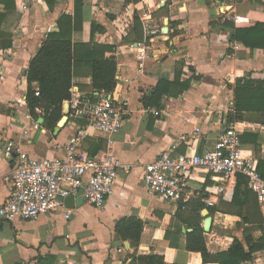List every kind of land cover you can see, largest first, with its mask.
<instances>
[{
  "label": "crops",
  "instance_id": "obj_1",
  "mask_svg": "<svg viewBox=\"0 0 264 264\" xmlns=\"http://www.w3.org/2000/svg\"><path fill=\"white\" fill-rule=\"evenodd\" d=\"M16 5L20 18L11 17L6 26L13 34L12 45L0 48V206L9 196L5 178L16 161V154H6V143L20 141L26 152L39 158L63 157L59 145L69 143L84 122L70 111L67 123L55 134L57 126L43 125V113H38V120L25 116L29 114V63L48 34L58 31V19L63 14L74 15L75 0H56L52 9L46 0H16ZM135 12L143 22L142 41L150 54L143 60L130 49L136 43ZM93 23L102 30L93 34ZM257 23H264V0H143L130 5L124 0H83V29L73 33V42L113 47L106 52V57L117 62L113 94L128 100L113 154L132 168L120 172L114 194L101 209L85 201L80 207H66L69 217L43 214L2 224L0 264H142L134 259L142 255H161L165 264H204L201 253L186 249V235L193 229L177 218L179 209L199 211L202 227L203 211L209 212L213 221L205 236L213 255L226 251L235 238L242 239L247 225L239 214L246 184L239 182V175L226 179L204 171L195 173L191 180L194 196L183 208L150 194L143 174L145 165L170 146H176V154L211 150L229 125L242 136L247 134L243 149L255 155L264 174V123L235 108L238 80H264V49L233 42L236 28ZM146 24L159 31L147 33ZM178 64L183 65L181 80H190V88L177 97L163 94L146 105L161 81H174ZM72 87L81 97L98 92L87 68L80 69ZM35 121L40 124L38 129ZM109 148L107 136L91 130L80 149L91 157L104 158ZM258 205L255 209L264 221V202L258 200ZM127 216L145 223L138 247L115 232L116 222ZM253 236L261 238L262 230ZM247 264H264V250Z\"/></svg>",
  "mask_w": 264,
  "mask_h": 264
},
{
  "label": "built area",
  "instance_id": "obj_2",
  "mask_svg": "<svg viewBox=\"0 0 264 264\" xmlns=\"http://www.w3.org/2000/svg\"><path fill=\"white\" fill-rule=\"evenodd\" d=\"M145 30L152 34L159 31L148 24ZM130 49L141 60L150 57L144 41L130 44ZM71 92V114L84 122L69 143L59 145L64 152L63 157L39 158L26 152L20 141L6 143V154H16V161L5 178L10 192L0 206V226L43 214L69 217L65 200L71 195H78L81 188L85 201L101 209L114 194L120 172L131 170L130 164H124L113 154L114 137L123 126L128 100L105 90L86 97L76 94L73 87ZM37 112L42 113L40 109ZM25 116L28 119L32 117L30 113ZM39 127L40 124L35 121L34 128ZM91 130L107 136L110 148L104 158L91 157L80 149ZM23 133L26 135L28 131ZM241 137L237 128L229 125L219 134L213 148L203 154H176V146L166 148L155 161L145 165V187L160 200L179 203L185 208L194 196L191 180L195 173L204 171L226 179L243 175L247 178L249 189L260 202H264V178L257 158L243 149Z\"/></svg>",
  "mask_w": 264,
  "mask_h": 264
},
{
  "label": "trees",
  "instance_id": "obj_3",
  "mask_svg": "<svg viewBox=\"0 0 264 264\" xmlns=\"http://www.w3.org/2000/svg\"><path fill=\"white\" fill-rule=\"evenodd\" d=\"M143 0H124L127 5L137 4ZM52 9L56 0H46ZM4 11L0 12V48L11 47L13 34L6 26L10 18L17 13L16 0H0ZM134 41L143 39V22L139 13L134 15ZM17 25V24H16ZM58 31L50 32L43 40L40 49L31 59L28 68L27 106L33 119L38 120L37 109L43 113L44 126L54 129L63 116V106L71 100L73 78L80 74V69L87 68L92 78L95 90H105L112 93L117 85V62L113 57H106V52L112 46L90 43H74L73 33L83 29V0H75L74 15L63 14L57 22ZM102 28L92 24V33ZM233 42H241L250 49H264V23H257L250 28H236ZM86 66V67H84ZM182 64H178L174 81L163 80L159 83L152 98L145 101L146 105L153 104L163 94L177 97L191 86L190 80H181ZM95 95V94H93ZM235 108L238 113H251L250 119L264 123V80H238L235 87ZM247 134L243 135L242 143L247 142ZM263 178L264 174L259 166ZM239 182L245 185L242 189L243 222L247 225L243 230V238H235L231 246L218 254H211L207 248L206 236L202 227V216L199 211H182L179 209L177 218L192 228L186 235V249L202 254L203 263L217 262L218 264H247L254 259L257 252L264 250V226L259 212L257 196L248 187L247 178L239 175ZM242 187V186H241ZM144 221L135 217H123L116 222L115 232L123 241H130L133 247H138L144 229ZM256 230H262L263 236L255 239ZM142 264H165L161 255L134 256Z\"/></svg>",
  "mask_w": 264,
  "mask_h": 264
},
{
  "label": "water",
  "instance_id": "obj_4",
  "mask_svg": "<svg viewBox=\"0 0 264 264\" xmlns=\"http://www.w3.org/2000/svg\"><path fill=\"white\" fill-rule=\"evenodd\" d=\"M168 30V28H165V32ZM69 112H70V104L69 102H65L64 104V115L62 116V118L60 119V121L58 122V125L55 129V134H57L60 130L61 127H63L68 119H69ZM43 120V118H41V121ZM83 188H81L79 190L78 195H71L69 198H67L65 200V204L67 208H75V207H80L82 205L85 204V199L83 197ZM204 215H205V219L203 222V228L205 232H210L211 230V225H212V217L209 215V212L207 210L203 211Z\"/></svg>",
  "mask_w": 264,
  "mask_h": 264
}]
</instances>
